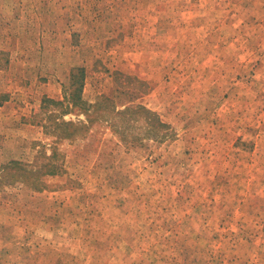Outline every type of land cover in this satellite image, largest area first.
<instances>
[{"label": "rangeland", "instance_id": "374dc122", "mask_svg": "<svg viewBox=\"0 0 264 264\" xmlns=\"http://www.w3.org/2000/svg\"><path fill=\"white\" fill-rule=\"evenodd\" d=\"M0 103V264H264V0H0Z\"/></svg>", "mask_w": 264, "mask_h": 264}, {"label": "crops", "instance_id": "0c3cea01", "mask_svg": "<svg viewBox=\"0 0 264 264\" xmlns=\"http://www.w3.org/2000/svg\"><path fill=\"white\" fill-rule=\"evenodd\" d=\"M8 94H5L4 96H2V97H4V100H6L5 102H8L9 100H7V98H8V96H7ZM3 100V99H2ZM4 103V102H3ZM3 103H0V105H2Z\"/></svg>", "mask_w": 264, "mask_h": 264}]
</instances>
